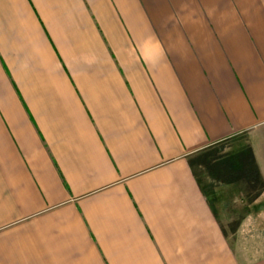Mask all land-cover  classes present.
I'll use <instances>...</instances> for the list:
<instances>
[{"label":"crops","instance_id":"crops-1","mask_svg":"<svg viewBox=\"0 0 264 264\" xmlns=\"http://www.w3.org/2000/svg\"><path fill=\"white\" fill-rule=\"evenodd\" d=\"M257 188L264 0H0V264H264Z\"/></svg>","mask_w":264,"mask_h":264},{"label":"rangeland","instance_id":"rangeland-1","mask_svg":"<svg viewBox=\"0 0 264 264\" xmlns=\"http://www.w3.org/2000/svg\"><path fill=\"white\" fill-rule=\"evenodd\" d=\"M217 152L220 157L224 156V159L229 155V153L221 151V148H217ZM259 190L260 188H257L254 192V199L256 202V211L254 214H251L250 216L224 215L225 231L227 236H229L230 242L233 244L237 243V245H240L242 242H253L249 248L252 255L264 254V197H260L261 192ZM231 218L236 219L227 222L232 220Z\"/></svg>","mask_w":264,"mask_h":264}]
</instances>
